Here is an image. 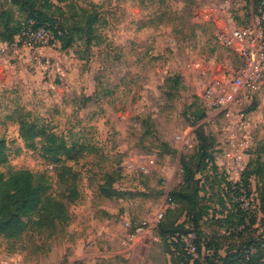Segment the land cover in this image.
I'll return each mask as SVG.
<instances>
[{
  "label": "rangeland",
  "instance_id": "obj_1",
  "mask_svg": "<svg viewBox=\"0 0 264 264\" xmlns=\"http://www.w3.org/2000/svg\"><path fill=\"white\" fill-rule=\"evenodd\" d=\"M49 1L65 17L95 4L102 40L90 49L79 40L66 49L57 43L50 47L53 55L18 48L0 52V137L8 146L0 172L27 169L42 176L46 194L64 204L67 216L50 228H41L32 216L19 237L0 235V264H172L156 226L169 206L168 194L182 180L181 157L194 154L200 126L214 139L215 159L230 134L224 116L203 102L205 90L241 64L236 53L217 43L216 33L250 23L258 1ZM10 6L0 0V12ZM246 113L250 124L241 133L250 137L248 162L260 152L258 164L264 167V82ZM22 114L73 146L74 157L65 166L76 181L77 198L69 199V187L60 182L58 166L43 156L39 140L33 149L20 137ZM183 135L187 142L178 140ZM205 174L210 184L218 182ZM251 183L255 191L257 178ZM256 194L242 195V206L257 212ZM215 210L208 211L203 230L224 235L211 223L223 208ZM144 220L150 231L129 240L133 230L126 222ZM182 238L187 254L196 256L187 246L191 240Z\"/></svg>",
  "mask_w": 264,
  "mask_h": 264
},
{
  "label": "trees",
  "instance_id": "obj_2",
  "mask_svg": "<svg viewBox=\"0 0 264 264\" xmlns=\"http://www.w3.org/2000/svg\"><path fill=\"white\" fill-rule=\"evenodd\" d=\"M7 1L11 6L0 12V42L13 43L21 27L30 21L35 27L45 26L53 30L62 49L72 47L78 40L90 49L102 40L95 4H90V8L77 7L75 14L65 17L62 8L49 0ZM257 1L259 4L261 0ZM57 12L63 18H57ZM179 85L177 79L174 87ZM28 116L22 114L18 118L20 137L27 147L33 149L37 148L39 140L43 156L58 166L60 182L69 187V199L77 198L76 181L69 179L67 175L71 169L65 166V161L74 157L73 146L63 136L39 126ZM195 134L197 146L194 154L181 157L182 180L168 194L169 206L156 226L165 252L170 254L172 264H264V167L258 164L261 153L256 152L257 155L250 160L241 183L233 184L216 164L212 150L214 139L201 126ZM7 152L6 141L0 137V164L8 162ZM261 152L264 153V148ZM205 172H211L218 182L210 184L211 176H206ZM252 177L257 178L255 191ZM47 190L44 178L30 170H14L8 176L0 172V235L19 237L27 227L26 219L32 216L38 217L36 223L41 228L66 221L64 204L48 196ZM254 193H257V212L243 207L239 200L242 195L251 197ZM218 206L223 208L222 215L212 216L211 223L220 227L224 235L221 232L206 233L202 227L210 215L208 211L212 208L215 212ZM181 216L186 219L180 221ZM190 233L194 234L196 256L187 254L181 241Z\"/></svg>",
  "mask_w": 264,
  "mask_h": 264
},
{
  "label": "built area",
  "instance_id": "obj_3",
  "mask_svg": "<svg viewBox=\"0 0 264 264\" xmlns=\"http://www.w3.org/2000/svg\"><path fill=\"white\" fill-rule=\"evenodd\" d=\"M257 9L256 17L247 25H232L216 33L217 43L236 53L241 64L230 78L215 82L203 94L204 107L222 114L224 129L230 133L220 147L222 153L216 157V163L227 180L233 184L241 183V175L251 157L250 137L241 132L250 124L246 113L248 105L253 102L264 82V0L260 1ZM57 43L59 41L53 30L45 26L35 27L34 22L30 21L21 27L13 43L0 42V52L6 54L10 48L40 52L42 48L52 47ZM45 61L49 63V59ZM178 140L187 142L184 135L178 136ZM165 212L166 210L160 212L158 222ZM126 226L133 230L129 235V240L132 241L142 238L150 231L147 220L126 222ZM184 239L191 240L187 246L190 247L189 252L194 254L195 247L191 244L193 233L182 238L183 241Z\"/></svg>",
  "mask_w": 264,
  "mask_h": 264
},
{
  "label": "crops",
  "instance_id": "obj_4",
  "mask_svg": "<svg viewBox=\"0 0 264 264\" xmlns=\"http://www.w3.org/2000/svg\"><path fill=\"white\" fill-rule=\"evenodd\" d=\"M43 52L47 53L48 55H53V51L50 47L42 48L41 49ZM144 238V237H142Z\"/></svg>",
  "mask_w": 264,
  "mask_h": 264
}]
</instances>
